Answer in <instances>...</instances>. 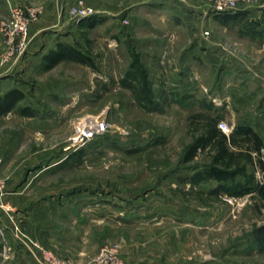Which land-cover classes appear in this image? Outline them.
Wrapping results in <instances>:
<instances>
[{
	"label": "rangeland",
	"instance_id": "374dc122",
	"mask_svg": "<svg viewBox=\"0 0 264 264\" xmlns=\"http://www.w3.org/2000/svg\"><path fill=\"white\" fill-rule=\"evenodd\" d=\"M249 4L253 14L244 20L226 24L207 17L192 36L165 23L162 30L174 38L162 46L150 43L152 31L145 26L128 31L122 22L80 30V44L96 68L63 62L28 75L31 90L45 79L58 93L42 96V134L19 135L22 148L9 151L13 165L29 152L46 154L25 186L32 203L44 200L63 209L62 216L53 214L57 236L44 232L39 238L45 248L79 263L116 245L124 264H264V240L255 239L264 228V163L253 154L249 170L262 186L240 197L209 195L215 181L191 186L183 180L213 153L197 150L184 160L200 132L199 114L217 118V126L225 123L230 130H220L227 135L239 123L264 122V0ZM148 18L162 25L155 13ZM194 41L216 53L180 63V51ZM134 63L151 84L156 109L139 106L121 83ZM97 119H105L108 130L82 146L83 156L39 171L69 151L78 125ZM262 122L257 131L264 137ZM91 191L92 198L78 199Z\"/></svg>",
	"mask_w": 264,
	"mask_h": 264
},
{
	"label": "crops",
	"instance_id": "0c3cea01",
	"mask_svg": "<svg viewBox=\"0 0 264 264\" xmlns=\"http://www.w3.org/2000/svg\"><path fill=\"white\" fill-rule=\"evenodd\" d=\"M8 1L11 4H31L36 1L39 2L42 11L39 17L30 25V41L26 51L17 59L13 61L9 59L1 60L4 47L0 36V157L2 158L0 175L6 179L5 187L0 192V202L11 204L12 210L10 212L13 216L11 218L9 213L0 206V225L4 231L3 234L0 233V258L1 247L5 241L12 247V251L4 264H40L22 247L20 240L13 231V219L19 222L22 230L28 236L42 244L39 240L43 236L42 233L49 232L53 234L52 236H57L60 230L56 225L53 214L62 216L63 209H61L62 206H56L58 204L51 206L44 200L33 201L32 203V200H29L31 195L25 191L27 181L38 174V170L34 167L40 166L38 163L40 160L47 158L46 154L39 155L35 151L29 152L18 164L13 165L9 151L22 148L23 145L16 142L19 140L17 139L19 135L31 134L32 131L37 135L42 134L46 124V120L42 118V114H45L41 106L42 98L48 95L56 97L58 93L53 88L54 84L45 79L37 80L35 84L38 87L31 90L34 80H29L28 75L38 70L39 72L51 70L63 62L79 63L72 58H60L52 66H49L44 55L50 50H55L58 42L69 43L85 51V47L80 44L77 36V32L80 30L93 29L96 26L112 29L121 27L122 22L128 31L134 27L145 26L152 31L149 38L150 43L162 46L167 40H172L173 37L166 30H162L165 23L173 27H184L187 34L192 36L193 33H200L203 21L207 17L221 22L219 15L222 13H215L206 0H192V4L181 0H0V19L6 17L9 13ZM79 2L93 9L91 21L87 19L88 17L75 20L69 15L68 8L70 5ZM236 11L245 12L244 16L247 18L250 14H253V6L238 3L236 9L230 13L233 14ZM151 12L157 15V20H160L162 25L155 26L151 22V18H148ZM85 19L91 22L93 26L83 27L84 24L88 23ZM80 20L81 22H79ZM194 37L197 38L198 36L194 35ZM206 48H208L206 44L197 41L191 42L180 51L179 62L184 63L186 58L194 54L204 57L205 60L207 53L209 55L216 53L207 52ZM37 116L40 119H35ZM260 117L259 113L258 120L262 119ZM15 119L18 120V125L13 122ZM31 120H35V125L32 126ZM261 122L255 123L254 126L250 125L256 131H260L258 127H260ZM52 125L55 124H49V126ZM258 131L257 133L264 142V137ZM68 150L63 157L50 158L49 162L43 164L42 169L39 171H44L62 163V160L73 151L71 148ZM26 168L29 172L25 174ZM32 171L37 172L33 173ZM92 196L93 193L78 199H88ZM55 202L57 203V201ZM121 264H124L123 259Z\"/></svg>",
	"mask_w": 264,
	"mask_h": 264
},
{
	"label": "trees",
	"instance_id": "16d2710c",
	"mask_svg": "<svg viewBox=\"0 0 264 264\" xmlns=\"http://www.w3.org/2000/svg\"><path fill=\"white\" fill-rule=\"evenodd\" d=\"M244 15L245 12L236 11L233 14L222 13L219 18L222 23L228 24L244 20ZM87 19L91 21V16ZM90 26H93L91 22L83 25V27ZM137 57L135 62H137ZM44 58H46L49 66H52L60 58H72L79 63L96 68L88 51H82L65 42H58L56 49L50 50L44 55ZM121 83L133 92L139 106L146 109H156L158 101L154 98L151 84L147 81L139 64L134 63L131 65L123 79H121ZM198 118L201 122L200 132L193 137L192 143L184 151V160H191L197 150H213V153L207 164L193 173L183 176V180L188 181L191 186L200 182L215 181V185L206 192L215 197L221 196V194L240 197L258 191L262 185L256 182L253 168L249 170V164L253 165L252 156L254 155L262 164L260 155L264 142H262L257 131L251 125L239 123L227 135L216 125L217 118L204 117L202 114H199ZM84 152L83 147L73 150L62 162L71 161L75 158L79 159ZM259 231L255 239L261 242L264 240V228Z\"/></svg>",
	"mask_w": 264,
	"mask_h": 264
},
{
	"label": "built area",
	"instance_id": "2783aa9c",
	"mask_svg": "<svg viewBox=\"0 0 264 264\" xmlns=\"http://www.w3.org/2000/svg\"><path fill=\"white\" fill-rule=\"evenodd\" d=\"M215 13H230L236 9L238 3L249 4L253 0H207ZM9 13L6 18L0 20V36L4 51L1 60H15L22 55L30 41V25L39 17L42 8L36 4H11L8 1ZM93 9L81 2L68 8L69 15L75 20L89 17L93 14ZM218 127L224 132H228L229 127L218 122ZM108 130L105 119L90 120L78 125L72 135L68 138L69 148L76 150L92 139L102 136ZM262 150V149H261ZM261 161L264 163V153L261 151ZM2 158L0 157V164ZM6 179L0 176V192L4 189ZM0 206L11 214L12 206L10 203L0 202ZM13 231L20 240L22 247L28 251L40 264H121L119 248L116 245L105 246L83 263L74 262L68 258L57 256L53 251L45 248L37 240L28 236L21 228L18 221L13 219ZM3 227L0 225V233L3 234ZM12 247L5 241L1 247V262L9 258Z\"/></svg>",
	"mask_w": 264,
	"mask_h": 264
}]
</instances>
